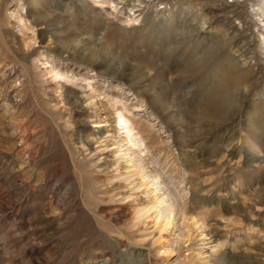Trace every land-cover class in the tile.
<instances>
[{
    "label": "rangeland",
    "instance_id": "374dc122",
    "mask_svg": "<svg viewBox=\"0 0 264 264\" xmlns=\"http://www.w3.org/2000/svg\"><path fill=\"white\" fill-rule=\"evenodd\" d=\"M261 5L0 0V264H264Z\"/></svg>",
    "mask_w": 264,
    "mask_h": 264
},
{
    "label": "bare ground",
    "instance_id": "6f19581e",
    "mask_svg": "<svg viewBox=\"0 0 264 264\" xmlns=\"http://www.w3.org/2000/svg\"><path fill=\"white\" fill-rule=\"evenodd\" d=\"M252 10L254 11L255 16L258 15V16H260V17H263V18H262V21L264 22V5H261V6H258V7H255V6H254V8H253ZM253 15H254V14H253ZM262 35H263V34H262ZM263 42H264V39H263ZM119 120L121 121L120 124H121V125H125V127L128 128V129L132 126L131 123H128V120L126 119V117L124 118L123 116H121V117L119 118ZM128 129H127V130H128ZM130 129H131V128H130ZM130 129H129V130H130ZM128 132H129V131H128ZM133 135H134V134H133V133L131 132V130H130V133L128 134V136H131V137H132ZM134 137H136V136H134ZM131 139H133V138H131ZM131 139H130V140H131ZM131 142H132V141H131ZM139 142H141L139 139L134 138V140H133V144H134V145H135V144L137 145ZM141 143H142V142H141ZM133 144H132V145H133ZM139 144H140V143H139ZM139 146H140V145H139ZM152 178H153V177H152ZM154 178L157 179V177H154ZM157 181H158V180H157ZM164 187H165V186H164ZM163 189H164V188H163ZM166 194H168V192H167ZM163 195H164V192H163ZM170 195H171V194H170ZM169 197H171V196H169ZM174 201H175V200H174ZM174 201H173V202H174ZM166 202H167V201H166ZM175 203H176V202H175ZM175 203H174V204H175ZM176 204H177V203H176ZM164 206H165V205H164ZM171 206H173V205H171ZM171 206H170V207H171ZM176 206H177V205H176ZM167 207H169V206H167ZM160 208H161V207H160ZM173 209H174V208H173ZM166 210H167V209H166ZM163 211H164V209H163Z\"/></svg>",
    "mask_w": 264,
    "mask_h": 264
}]
</instances>
